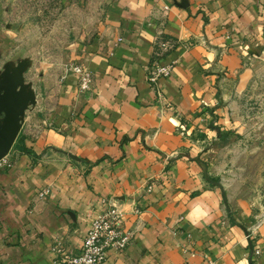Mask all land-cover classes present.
I'll list each match as a JSON object with an SVG mask.
<instances>
[{
  "label": "crops",
  "instance_id": "obj_1",
  "mask_svg": "<svg viewBox=\"0 0 264 264\" xmlns=\"http://www.w3.org/2000/svg\"><path fill=\"white\" fill-rule=\"evenodd\" d=\"M2 3V33L41 31L6 19H41V0ZM98 7V20L71 43L73 63L94 75L93 93L79 97L78 77L69 74L46 120L28 119L39 135H24L10 151L15 165L0 173V264H60L58 241L79 253L107 199L133 240L104 264H264V200L249 190L244 168L228 169L238 146L222 144L247 126L249 88L264 84V0ZM161 36L172 47L156 60ZM155 62L172 67L159 82L164 102L147 83ZM201 163L223 184L229 209Z\"/></svg>",
  "mask_w": 264,
  "mask_h": 264
},
{
  "label": "rangeland",
  "instance_id": "obj_2",
  "mask_svg": "<svg viewBox=\"0 0 264 264\" xmlns=\"http://www.w3.org/2000/svg\"><path fill=\"white\" fill-rule=\"evenodd\" d=\"M2 4V0H0V23L4 20L1 15ZM40 6L42 8L41 19L32 16L18 19L17 12L11 13V16L6 18L10 24H22L25 21L26 24L31 26L35 24L36 26L40 25V32L34 33L33 29H30L25 33L5 34L2 33L0 25V76H3L6 72L13 71L18 65L23 64L25 67L24 78L27 90L33 92L36 96V103L29 106L23 117L22 128L26 125L30 115L33 119L46 120L45 118L49 113L51 105V95L54 94L56 88L69 74H74L71 70L73 67L80 66L89 70L84 64L73 63L71 43L74 40L75 31L89 25L92 26L98 20L99 11H101L98 7V0H41ZM14 7L16 8V5ZM7 41H10V43H7ZM171 47V44L161 36L156 41L155 59H162L170 51ZM157 67L164 66L155 62L148 68L147 83L152 91L155 92L158 99L164 102L165 98L161 93L159 83L155 86L150 81ZM168 67L172 68L171 66ZM169 77L170 75L164 79ZM94 83L95 79L93 75L91 91L81 93L78 88V96L88 98L94 91ZM262 84H253L249 88L248 99L246 98L248 102H245V104L248 103L249 112L241 114L246 124L248 123L247 126L244 130H240V133L234 134L233 141L222 144L230 146L233 143V145L238 146V161L234 163L233 167L229 165L228 169L244 168V176L252 184L249 190L263 201L264 184H261V180L264 179V162L256 159L257 156L264 154V84ZM37 110L39 112L36 113ZM28 121L29 127L27 132L25 134L21 133V136H18L19 138L13 147H16L22 137L30 131L34 136L39 135L40 126L36 125L34 120ZM46 123L48 127L49 122ZM177 127L181 134L187 132L185 125ZM239 143L243 145L240 146ZM248 154L250 157L255 158H248ZM10 158L14 166L15 158L13 159L11 155ZM222 165H224L223 161ZM10 169H0V173ZM249 177L253 179L249 180ZM214 181H218V179ZM240 196L242 197V194ZM107 201L112 200L107 199ZM248 234L251 235L250 232Z\"/></svg>",
  "mask_w": 264,
  "mask_h": 264
},
{
  "label": "built area",
  "instance_id": "obj_3",
  "mask_svg": "<svg viewBox=\"0 0 264 264\" xmlns=\"http://www.w3.org/2000/svg\"><path fill=\"white\" fill-rule=\"evenodd\" d=\"M71 70L78 77L80 92H90L93 86L92 73L80 66L73 67ZM170 70L168 66L157 67L150 81L157 86L161 79L170 75ZM12 167L10 155L0 160V169ZM104 206V210L92 223L79 253L67 252L59 241L55 243L53 251L59 257L60 264H104L110 251L122 253L131 244L133 236L123 230L122 212L116 203L105 200ZM259 254V251L255 252V255Z\"/></svg>",
  "mask_w": 264,
  "mask_h": 264
},
{
  "label": "water",
  "instance_id": "obj_4",
  "mask_svg": "<svg viewBox=\"0 0 264 264\" xmlns=\"http://www.w3.org/2000/svg\"><path fill=\"white\" fill-rule=\"evenodd\" d=\"M24 72L25 67L20 64L13 71L0 76V160L12 150L21 132L26 111L31 104L36 103L35 94L28 91L25 85ZM68 156L79 160L73 155L69 154ZM200 165L205 179L221 190L225 205L229 209L223 184L211 179L206 164L201 163Z\"/></svg>",
  "mask_w": 264,
  "mask_h": 264
}]
</instances>
